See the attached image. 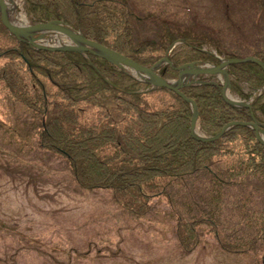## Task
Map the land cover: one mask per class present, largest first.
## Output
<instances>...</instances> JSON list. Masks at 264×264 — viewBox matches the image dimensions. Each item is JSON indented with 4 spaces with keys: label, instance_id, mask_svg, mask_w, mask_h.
Instances as JSON below:
<instances>
[{
    "label": "trees",
    "instance_id": "16d2710c",
    "mask_svg": "<svg viewBox=\"0 0 264 264\" xmlns=\"http://www.w3.org/2000/svg\"><path fill=\"white\" fill-rule=\"evenodd\" d=\"M25 8L36 21L62 20L143 64L154 63L180 38L189 42L170 54L176 65L219 62L203 50L207 43L225 57L237 56L214 35L167 21L156 36L137 38L134 11L122 0H25ZM253 54L264 61V46ZM229 72L231 91L242 99L264 85L257 63H233ZM160 73L175 78L179 72L164 65ZM215 81L182 87L197 103L204 134L216 135L231 121H250L251 113L264 127V91L251 108L235 106ZM0 92L25 117L6 126L12 133L6 145L63 158L80 185L111 190L138 215L154 197L165 198L186 252L201 244L205 230L222 251L253 253L264 264V199L257 205L254 199L264 192L255 186L264 181V144L252 127L234 124L215 139L199 140L191 133V105L177 93L151 88L92 53L34 48L1 20ZM157 92L170 100H152ZM18 139L23 143L14 146Z\"/></svg>",
    "mask_w": 264,
    "mask_h": 264
},
{
    "label": "rangeland",
    "instance_id": "374dc122",
    "mask_svg": "<svg viewBox=\"0 0 264 264\" xmlns=\"http://www.w3.org/2000/svg\"><path fill=\"white\" fill-rule=\"evenodd\" d=\"M16 1L26 21L34 22L25 0ZM122 1L135 13L137 38L157 35L167 21L214 35L239 57L264 46V0ZM160 94L151 99L170 100L168 93ZM22 119L19 104L0 92V264H259L253 253L222 251L205 230L201 244L186 252L165 198L154 197L150 209L138 215L111 190L80 185L63 158L6 145L12 134L6 126ZM255 186L264 188V181ZM254 199L262 204L257 200L264 192Z\"/></svg>",
    "mask_w": 264,
    "mask_h": 264
},
{
    "label": "water",
    "instance_id": "95a60500",
    "mask_svg": "<svg viewBox=\"0 0 264 264\" xmlns=\"http://www.w3.org/2000/svg\"><path fill=\"white\" fill-rule=\"evenodd\" d=\"M7 11V2L5 0H0V17L4 25L15 35L21 36L24 39L28 40L30 43L35 45L39 48H47L50 50H76L80 52H92L93 54L99 55L104 57L105 59L111 61L112 63L120 66V67H127L135 71L137 74L141 75L145 81L151 82L156 86H162L169 88L175 91L177 94L182 96L185 100L189 101L192 105L193 109V117L191 122V131L193 135L200 139V140H212L219 137L224 130L231 124H245L252 126L257 133L258 138L262 143H264V138H262L261 134L264 133V130L260 128L259 124L254 119L251 122H240L234 121L226 125L223 130L212 137H205L199 135L195 132L197 120L199 116V111L197 108V104L194 100L189 99L186 97L182 91L181 87L192 82V78L198 76L199 74L208 73V74H215V73H223L227 80V84L229 85L228 80V65L235 62H242V61H252L261 65L264 69V62L256 56L249 55L245 57H236V58H229L226 60H222L218 65H212L210 67L204 66H197L194 62L183 64L181 66H177L175 68L180 70L179 78L175 81L170 79L164 78L157 72V67L161 61H165L171 63L168 56H164L163 58L156 61L153 65L147 66L143 65L133 58L120 53L119 51L114 50L111 47H108L98 41L93 39L87 38L81 32L75 30L74 28L65 27V23L62 21L51 20L48 22H36L34 24H27V25H19L15 24L10 21L6 14ZM42 29H57L67 35L69 38L73 40L74 43H67L62 46H50L45 44L37 43V40L41 39L43 34L35 36V32ZM226 85L224 86L223 93L225 91ZM225 95V94H224ZM226 97V96H225ZM226 99L230 102H233L229 98ZM234 103V102H233ZM244 105L250 107V103H244Z\"/></svg>",
    "mask_w": 264,
    "mask_h": 264
},
{
    "label": "bare ground",
    "instance_id": "6f19581e",
    "mask_svg": "<svg viewBox=\"0 0 264 264\" xmlns=\"http://www.w3.org/2000/svg\"><path fill=\"white\" fill-rule=\"evenodd\" d=\"M10 9L8 8V17L11 19V21L15 23L20 24H26L27 21L25 19L24 14L20 11V8L18 7V2L16 0H10ZM46 37L47 40L43 43L46 44H52V45H64L67 43H71V40L67 35L62 33L61 31L57 29H50L46 31ZM196 132H199V129H196ZM264 137V136H263Z\"/></svg>",
    "mask_w": 264,
    "mask_h": 264
}]
</instances>
